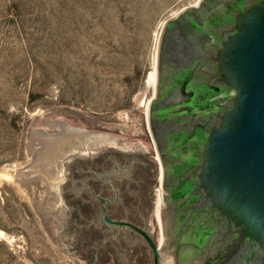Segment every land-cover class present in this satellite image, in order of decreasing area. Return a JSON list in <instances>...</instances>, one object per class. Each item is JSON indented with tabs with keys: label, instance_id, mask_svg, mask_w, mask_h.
Returning a JSON list of instances; mask_svg holds the SVG:
<instances>
[{
	"label": "rangeland",
	"instance_id": "1",
	"mask_svg": "<svg viewBox=\"0 0 264 264\" xmlns=\"http://www.w3.org/2000/svg\"><path fill=\"white\" fill-rule=\"evenodd\" d=\"M199 1L0 0V264H125L116 245L117 257L98 258V234L73 211L98 147L40 171L38 132L57 134L54 123L108 134L152 161L146 115L162 26Z\"/></svg>",
	"mask_w": 264,
	"mask_h": 264
},
{
	"label": "water",
	"instance_id": "2",
	"mask_svg": "<svg viewBox=\"0 0 264 264\" xmlns=\"http://www.w3.org/2000/svg\"><path fill=\"white\" fill-rule=\"evenodd\" d=\"M164 54L182 68L177 103L190 102L188 85L204 103L185 131L186 118L179 126L197 141L181 172L188 218L177 241L195 250L197 264H264V0H200L184 8L162 26L157 71ZM134 230L155 259L174 264L171 251Z\"/></svg>",
	"mask_w": 264,
	"mask_h": 264
},
{
	"label": "flooded vegetation",
	"instance_id": "3",
	"mask_svg": "<svg viewBox=\"0 0 264 264\" xmlns=\"http://www.w3.org/2000/svg\"><path fill=\"white\" fill-rule=\"evenodd\" d=\"M178 59L164 54L159 70L155 68L154 93L146 115L155 167L150 159H141L129 147L104 145L98 147V167L92 162L89 169L82 171L80 180H76L86 198L73 211L78 219L87 222V235L94 237L98 234L100 260L111 254L117 257L118 248L126 256L125 264H168L162 257L154 258L142 235L134 230L136 227L150 236L160 252L171 251L174 264H197L193 255L195 250L192 248L188 253V248L180 246L177 238L186 231L188 218L185 211L187 189L181 181V172L190 159L193 143L197 141V133L188 137L184 131L188 118L198 116L204 103L199 100L201 91L191 85L185 89L186 93L192 90L190 102L177 103L182 99L180 93L184 92V87L179 84L182 68L177 67ZM187 106L188 110H185ZM184 118L183 131L179 126ZM158 191L161 192L159 216L164 236L161 244L155 237V228L159 230L156 216L150 221L152 208L157 205L155 192L158 197ZM77 217L73 219L76 221ZM154 222L156 227L151 228ZM179 246L184 248L181 253Z\"/></svg>",
	"mask_w": 264,
	"mask_h": 264
},
{
	"label": "bare ground",
	"instance_id": "4",
	"mask_svg": "<svg viewBox=\"0 0 264 264\" xmlns=\"http://www.w3.org/2000/svg\"><path fill=\"white\" fill-rule=\"evenodd\" d=\"M155 81H156V72L154 70V73L150 75L149 82L154 86ZM53 125L59 128V132L57 134L49 135L43 132H38L41 135H43L42 137H40V139H38L40 149L35 157V163L38 164V168L40 171L42 169L48 170V166L52 163L54 159L56 163H58L57 161L61 156L72 151H76V150L79 151L80 148L88 149L89 147H102L104 145L116 144L115 142L116 138L108 134L73 129L64 124L53 123ZM45 135L46 137H44ZM7 174H11V173H7ZM25 175H29V174L27 173ZM160 191H158L157 210H156L157 214H159L160 204H161Z\"/></svg>",
	"mask_w": 264,
	"mask_h": 264
}]
</instances>
